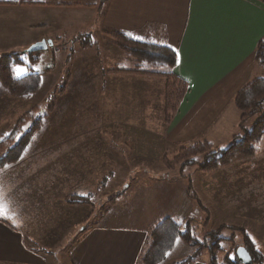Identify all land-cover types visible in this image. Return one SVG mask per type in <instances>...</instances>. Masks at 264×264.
Wrapping results in <instances>:
<instances>
[{"label": "rangeland", "instance_id": "obj_1", "mask_svg": "<svg viewBox=\"0 0 264 264\" xmlns=\"http://www.w3.org/2000/svg\"><path fill=\"white\" fill-rule=\"evenodd\" d=\"M24 50L19 52L24 62L14 65L13 69L18 67L21 70L20 75L31 70L40 72V85L43 87L39 86L37 92L28 100L10 97L5 90H0V135L10 130L19 116L34 108L41 117L61 118L64 121L61 125L52 120V124L42 129L37 128L34 133L39 135L37 139L43 141L42 146L44 143L48 144L46 136H52L56 132L61 131V136L77 132L94 134L98 133L93 129L96 127L101 131L105 128L106 138L118 143L117 140L121 141V138L115 134L119 131L117 124L107 123L121 115L134 125L126 127L129 133L127 135L131 137V134H135L138 127L135 126L134 119L139 117L137 112L146 102V98L134 92L138 88L136 80L161 79L164 91L165 80L160 75L132 73L130 69L135 65L134 57L118 47L112 37L107 35L92 36L87 46L81 47L76 43L65 47L62 49L64 52L59 55L49 53L46 56L41 53L38 58L32 59ZM4 55H0V61ZM255 63L258 67L256 75L264 76V65ZM117 69L125 71H115ZM13 75L17 76L14 71ZM118 77L125 80L118 84ZM72 81L81 86L77 93L71 90ZM150 88L157 95H152L150 105L146 106L149 108H143L141 112L147 111L148 121L157 124V133L161 137L168 124L164 94H158L161 91L158 85ZM233 109L227 113L228 120H234L238 125L229 126L215 145L206 139L192 138L164 148L160 144L162 156L156 158L115 157V166L111 165V171L106 170L104 173L99 166L96 167L95 178L89 181L92 194L88 196H63L62 187L68 184L69 177L60 174L55 159L51 157L52 151H47L39 159H29L31 163L28 166L31 169L42 164L41 169L36 167L32 172L34 167L32 173L29 171L25 174L27 176H20V181L15 180V173L6 172L4 167L5 171H0V195L4 199L0 201L17 202L21 206V219H13L3 210L0 217L15 226L29 246L47 253L44 257L42 255V264H70L68 251L71 244L86 226L95 222L98 224V219V222L102 221L97 215L88 222L77 221H87L86 214L92 211L99 216L107 215L105 221L107 219L108 222H101L102 225H146L148 223L145 221L162 218L164 214L175 217L184 227L189 224L195 241L189 243L179 238V243L175 241L169 251L171 255L159 264H176L195 252L198 253V259L209 262L214 256L217 264H225L226 256H233V250L243 240L244 235L251 237L252 242L255 240V247L262 254L264 264V134L255 145L252 155H237L227 164L210 171L199 169L198 163L203 160V155L196 156V164H183L187 152H179L183 145L194 140L208 142L213 150H220L227 148L235 138H241L253 126L260 113L240 122L239 111L236 110L237 113L234 112L236 108ZM261 111H264V102ZM235 113L238 118L232 119V116H236ZM104 123L106 124L103 125ZM230 134L234 135L230 137ZM46 161L49 162L45 163ZM102 173L105 174L104 182L100 185L102 189H98L97 181L102 178ZM159 183L161 184L158 185ZM77 197L80 202L71 201ZM67 198H71V202H67ZM140 207L144 214L138 221H125L128 217H124V214L131 217ZM142 218L145 219L144 222ZM212 231H218L222 239L219 245L210 247Z\"/></svg>", "mask_w": 264, "mask_h": 264}, {"label": "crops", "instance_id": "obj_2", "mask_svg": "<svg viewBox=\"0 0 264 264\" xmlns=\"http://www.w3.org/2000/svg\"><path fill=\"white\" fill-rule=\"evenodd\" d=\"M113 29L137 33L139 36L151 35L153 39L167 44L176 52L177 59L173 72L187 82L188 90L180 101L177 112L165 126L162 136L157 133V124L148 121L147 111L141 110L149 108L146 106L150 105L152 95H157L152 93L150 87L158 85L161 88L158 94H164L163 81L140 78L136 80L138 88H135L134 92L146 98V102L139 111L137 108L135 110L139 115L138 117L136 113L137 117L134 119L135 126L138 127L135 134H131V137L127 135L129 133L126 127L133 124L128 123L131 121H126L121 115L115 120L109 117L112 120L107 123L117 124L119 131L116 130L115 134L121 138V141L116 139L118 143L106 138L105 128L101 131L98 130L99 127L93 128L98 132L94 134L77 132L61 136V131L56 132L52 136H46L48 144L44 143L43 146L41 145L43 141L37 139L39 135L35 133L21 159L6 168V172L12 171L17 175L16 181H20V176L23 177L35 167L31 169V166H28L31 163L29 159H39L47 151H52L51 157L55 159L60 174L69 177L68 184L62 187L63 196L70 194L88 196L92 194L89 181L94 180L96 167L99 166L102 172H107L111 165L115 166L113 160L115 157L156 158L162 156L160 144L164 148L192 138L206 139L215 145L229 126L237 127L238 122L228 120L227 113L235 108L231 100L237 90L250 78L257 76L255 52L259 41L264 38V2L0 0V55L19 53L41 39L50 40L51 44L39 51V54L59 55L60 52H64L62 49L65 47L76 43L81 47L87 46L92 36L97 34L109 36L108 31ZM116 80L119 84L125 79L118 77ZM68 81L70 82L69 78ZM42 87L40 85V88ZM80 87L78 83L72 81L71 90L77 93ZM236 110L234 112H237ZM233 117L238 118L237 115L232 116V119ZM42 119L45 123L42 122L43 125L41 124L39 129L52 124V120L58 124L64 122L61 118ZM232 135L234 134H230V137ZM40 166L42 164L36 167ZM104 175L99 182L97 181L98 189H102L100 185L104 182ZM2 199L4 198L0 195V200ZM2 202L0 201V206L5 214L12 216L13 219L18 217L21 219L19 213L21 206L17 202L10 203L9 200ZM139 209L130 214L131 217L124 214V217H128L125 221H138L144 214L142 207ZM96 215L102 221L98 222V219V224L95 222L85 229L83 226V231L71 244L68 251L70 264H137L145 248L149 226L161 219L147 220L145 223L148 224L137 226L102 225L101 222H108L107 219L105 221L107 215L99 216L92 211L90 214L87 212V221L83 219L77 221L88 222ZM165 216L170 215L164 214ZM144 220L142 218V222ZM42 255L44 257L47 253L29 246L17 228L0 217V264H42ZM198 258L196 257L191 264L209 263Z\"/></svg>", "mask_w": 264, "mask_h": 264}, {"label": "trees", "instance_id": "obj_3", "mask_svg": "<svg viewBox=\"0 0 264 264\" xmlns=\"http://www.w3.org/2000/svg\"><path fill=\"white\" fill-rule=\"evenodd\" d=\"M259 1L264 2V0ZM107 34L112 37L118 47L128 51L134 57L135 65L130 69L132 73L138 75L148 74L150 76L160 75L164 78V110L166 122L169 123L188 90L187 82L172 72L177 59L175 50L167 44L153 39L151 35L139 36L137 33L116 29L109 30ZM137 37H142V39H137ZM25 53L32 59H36L39 51ZM23 62L20 53L5 54L2 57L0 61V88L5 90L10 97L28 100L37 92L40 86L41 73L31 70L20 76H14L13 66ZM255 62L264 65V38L258 43ZM158 69L161 71H157ZM118 70L125 71L121 69L115 71ZM110 72L114 71L110 70ZM263 102L264 76H255L238 89L232 99V104L239 111L240 122L249 116L260 113L253 126L245 131L241 138H235L225 149L213 150L210 143L197 140L183 145L179 152L186 151L187 156L182 163L196 164V156L203 155V160L198 163L199 169L210 171L227 164L237 155H252L256 149L255 145L264 134V111L260 112ZM37 113L38 110L31 108L15 120L10 130L0 135V170L5 165H12L21 159L26 146L33 139L34 132L37 131V128H40L43 122L42 117ZM6 133L8 135H5ZM78 198H67V202H80ZM177 237L189 243L195 241L189 224L184 227L172 216H165L153 222L148 228L145 248L139 256L137 264H159L165 258L164 253L173 248ZM221 239L222 237L218 235V231L210 232V241H212L209 244L210 247L219 245ZM239 246L246 249L251 258V264H262V254L256 249L249 236L244 235L243 240L233 251H236ZM197 254L195 252L194 255L188 256L176 264H191L198 256ZM233 256L234 259L231 258ZM233 256L227 255L225 264H243L235 253ZM208 264H217L216 257L212 256Z\"/></svg>", "mask_w": 264, "mask_h": 264}, {"label": "water", "instance_id": "obj_4", "mask_svg": "<svg viewBox=\"0 0 264 264\" xmlns=\"http://www.w3.org/2000/svg\"><path fill=\"white\" fill-rule=\"evenodd\" d=\"M48 44H51L50 40L41 39L39 41H36L32 43L30 46H28L24 52H35V51H41L47 47ZM239 250V251H238ZM235 255L237 258L243 263V264H251V258L246 251V249L243 246L237 247L235 251Z\"/></svg>", "mask_w": 264, "mask_h": 264}, {"label": "snow or ice", "instance_id": "obj_5", "mask_svg": "<svg viewBox=\"0 0 264 264\" xmlns=\"http://www.w3.org/2000/svg\"><path fill=\"white\" fill-rule=\"evenodd\" d=\"M137 39H142V37H137ZM13 71L15 72V74L17 75V76H19L20 74H21V70L18 68V67H15L14 69H13ZM5 135H8L7 133L5 134ZM17 139H19V137H17ZM5 167L7 168V167H9L8 165H5ZM0 214H3V212H2V206H0ZM7 218H11V217H7ZM251 238V237H250ZM176 243L178 244L179 243V237H177V240H176ZM253 243H255V240L253 239ZM239 251V250H238ZM164 255H165V257H167V256H169V255H171V253H169V252H165L164 253ZM231 258H235L234 256L233 257H231Z\"/></svg>", "mask_w": 264, "mask_h": 264}]
</instances>
